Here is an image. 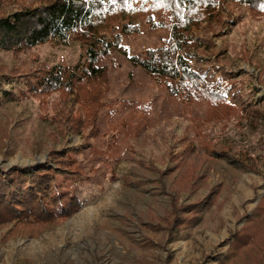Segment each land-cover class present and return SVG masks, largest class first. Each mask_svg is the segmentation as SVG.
<instances>
[{"label":"rangeland","instance_id":"obj_1","mask_svg":"<svg viewBox=\"0 0 264 264\" xmlns=\"http://www.w3.org/2000/svg\"><path fill=\"white\" fill-rule=\"evenodd\" d=\"M226 6V25L217 36L206 35L219 50L190 55L192 67L209 80L226 72L236 82H226L224 90L239 110L223 120L208 121L210 103L171 96L130 61L170 37L169 30L152 28L143 18L141 32L122 35L99 62L109 67L107 105L100 111L99 134L87 144L84 135L55 122L62 105L57 93L20 96L28 89L25 81L4 78L9 70L39 62L81 64L86 50L77 37L52 39L23 53L0 48V169L36 166L51 150L74 148L84 173L79 181L57 176L54 194L65 196L58 207L66 208L72 197L80 202L58 226L37 237L13 224L0 228V264H219L232 234L264 195V118H258V110L264 115V13L237 2ZM17 9L14 3L2 6L0 17ZM242 152L259 156L257 171L243 162ZM188 165L200 176L192 191L178 182ZM209 195L225 201L221 210L214 204L200 225L168 233L173 198L187 204Z\"/></svg>","mask_w":264,"mask_h":264},{"label":"trees","instance_id":"obj_2","mask_svg":"<svg viewBox=\"0 0 264 264\" xmlns=\"http://www.w3.org/2000/svg\"><path fill=\"white\" fill-rule=\"evenodd\" d=\"M228 2L248 5L256 14L264 13V0H0V7L11 3L18 7L0 17V48L23 53L52 39L67 42L74 34L86 50V59L75 67L39 62L32 69L9 70L4 78L25 81L28 89L20 91V96L49 97L57 93L62 97V105L55 122L63 129L84 135L87 144L99 134L100 111L107 105L103 96L109 67L100 66L99 62L120 45L122 35L140 33L139 21L143 18L152 28L169 30L170 37L163 46L129 56L130 61L162 84L171 96L188 103H210L208 121L228 119L239 109L224 88L226 82L232 86L236 82L226 72L209 80L190 61L193 51L206 54L219 50L206 35L217 36L218 28L226 25ZM158 13L163 14L161 20L155 18ZM3 94L19 96L13 92ZM258 112L261 122L264 115ZM74 150H51L47 161L36 166L0 169V228L13 224L14 230L37 237L75 213L80 205L77 198L72 197L70 204L60 209L65 196L54 194L58 175L82 180L84 173ZM241 154L243 162L257 171L259 156ZM199 178L188 165L178 182L181 189L192 191ZM214 204L221 210L225 201L209 195L193 203L179 204L173 198L172 217L165 219L168 233L189 231L200 225ZM217 215L214 211L211 216ZM219 218L222 227L223 218ZM219 264H264V195L244 225L232 234Z\"/></svg>","mask_w":264,"mask_h":264}]
</instances>
